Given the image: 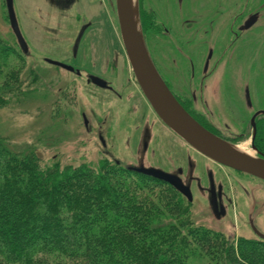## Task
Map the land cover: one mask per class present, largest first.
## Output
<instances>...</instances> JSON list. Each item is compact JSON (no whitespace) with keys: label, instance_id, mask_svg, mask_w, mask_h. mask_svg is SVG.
Masks as SVG:
<instances>
[{"label":"flooded vegetation","instance_id":"flooded-vegetation-1","mask_svg":"<svg viewBox=\"0 0 264 264\" xmlns=\"http://www.w3.org/2000/svg\"><path fill=\"white\" fill-rule=\"evenodd\" d=\"M54 1L57 3L52 6L50 17L43 24L39 49L31 46L15 12L19 29L27 44L26 51L21 49L19 43L18 45L24 58L32 59V66H39L41 69L38 78L41 81L42 95L47 96L48 88L53 92L61 83V75L66 73L85 80L86 85L98 91L93 93H100L106 98L110 96L121 105L125 101L130 103L127 113L136 112L137 106L134 104L138 96L135 93L137 90L142 94L143 92L122 40L117 0L100 1L107 8L125 54L126 70L123 79H119L118 68L112 62L105 63L101 74L92 71V26L89 19L75 11L76 4L73 0ZM7 17L10 23L8 10ZM139 17L154 67L183 109L215 136L256 152L259 157L264 156V0H139ZM47 67L51 73L49 77L44 75ZM134 88L137 90L131 92ZM67 94L68 97L60 94L63 99L59 100L68 101L72 98L75 103L77 97L73 83L69 84ZM144 98L151 108V131L144 120L137 126L142 127L145 134L141 150L134 138L126 143L131 151L130 160L124 162L118 159L108 149L109 143L105 136L108 126L104 121L99 127L104 158L137 173V170L145 168L175 176L190 189L192 198L196 185L195 189L198 188L200 193L208 197L214 216L225 218L231 202L229 189L235 191L240 188L247 196L253 192L251 182L257 184L261 181L233 170L251 178L248 186L236 184L235 178L230 176L231 171L228 173L234 181L230 186L212 172L208 173L207 184H202L193 175L195 164L190 155L177 142L180 141L198 155L201 154L174 134L161 121L145 96ZM81 117L90 134L91 124L86 114L82 113ZM156 119L160 122L157 132ZM167 131L171 135H167ZM148 139H151L150 163L145 159V152L149 148ZM206 159L217 167L230 169ZM167 160L174 162L173 169L167 166ZM262 189L258 188L260 192H263ZM259 206L257 196L252 194L249 207L253 209L252 215L258 229L257 222L262 216ZM260 231L264 233L263 230ZM254 236L259 239L255 234Z\"/></svg>","mask_w":264,"mask_h":264},{"label":"trees","instance_id":"trees-1","mask_svg":"<svg viewBox=\"0 0 264 264\" xmlns=\"http://www.w3.org/2000/svg\"><path fill=\"white\" fill-rule=\"evenodd\" d=\"M16 45L0 36V108L34 91ZM41 162L0 137V264H264L263 241L196 225L168 183L114 162Z\"/></svg>","mask_w":264,"mask_h":264},{"label":"rangeland","instance_id":"rangeland-1","mask_svg":"<svg viewBox=\"0 0 264 264\" xmlns=\"http://www.w3.org/2000/svg\"><path fill=\"white\" fill-rule=\"evenodd\" d=\"M73 1L76 4L75 11L89 19L92 26V71L101 74L105 63L112 62L118 68L119 79H123L126 70V58L106 6L100 0ZM13 3L24 35L33 48L39 49L42 44L43 24L49 19L52 6L57 2L54 0H13ZM0 36L8 42L11 41L15 45L17 44L16 46L20 50L16 36L8 21L5 0H0ZM25 62L24 78L27 79L26 85L31 83L34 91L26 95L21 102H15L12 105L0 108V137L6 138L12 146L17 148H23L25 145L34 147L42 158L41 163L43 165L48 166L58 161L62 166L77 167L82 164L97 166L105 162H111V159L104 158L99 140V131L101 130L99 127L105 121L108 126L105 135L109 143L108 149L118 159L124 162L130 160L131 151L126 143L134 140V138L138 142L137 147L141 150L145 134L142 127L137 126L141 125L144 120L151 131V108L143 94L136 88L131 89V92L137 90L135 94H137L138 99L134 104L137 106V111L130 114L127 113V107L130 106V103L125 101L121 105V103H116L110 96V98H106L100 93H93L98 91L86 85L85 80H80L66 73L61 75L59 86L53 92L48 88L49 92L46 91L47 96H43L41 81L38 78L41 69L39 66H32V59L27 58ZM45 74L48 77L51 75L48 67L47 70H44ZM34 78H36V81L33 83ZM72 83L77 97L75 103L72 98V101L70 99L68 101L59 100V98L63 99L60 94H66V97H68V87ZM38 88L40 91H38ZM62 91L64 92L61 93ZM82 113L86 114L91 124L92 131L90 134L84 127ZM159 124L160 122L156 119L155 132H157ZM166 134L171 135L168 131ZM148 142L149 148L145 152V159L150 163L151 139L150 141L148 139ZM177 143L183 146L190 155L195 164L193 175L202 184H207L208 173L212 172L220 180L224 179L228 182L229 186L234 181L231 177L235 178L234 182L236 184H241L244 187L248 186V181L251 180L250 177L243 176L230 169L225 170L217 167L180 141ZM167 166L173 169L174 162L168 161ZM229 171H231V177ZM251 184L253 192L248 193L247 196L240 188L235 189V191L229 189L231 202L225 218L214 216L208 197L200 193L198 188L196 190V185L193 184L194 196L193 202H191V214L195 224L221 232L229 240L238 237L255 238L247 223L249 206L251 205L252 194L257 196L260 204L258 209L262 211L260 212L262 216L257 223L259 229L264 231V183L251 182ZM257 187L263 188V192H260ZM197 262L198 264H204L202 261Z\"/></svg>","mask_w":264,"mask_h":264},{"label":"water","instance_id":"water-1","mask_svg":"<svg viewBox=\"0 0 264 264\" xmlns=\"http://www.w3.org/2000/svg\"><path fill=\"white\" fill-rule=\"evenodd\" d=\"M10 25L17 41L26 51L27 44L19 29L13 0H6ZM118 18L122 40L139 86L161 121L180 139L211 161L237 172L252 176L264 182V156L256 152L231 144L215 136L194 120L171 94L157 70L147 49L139 17V0H117ZM67 70L73 69L62 66ZM138 173L163 181L183 194L188 201H193L191 191L172 175L155 169H139ZM249 211L248 222L254 234L264 242L262 233L255 224Z\"/></svg>","mask_w":264,"mask_h":264}]
</instances>
